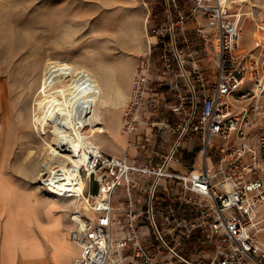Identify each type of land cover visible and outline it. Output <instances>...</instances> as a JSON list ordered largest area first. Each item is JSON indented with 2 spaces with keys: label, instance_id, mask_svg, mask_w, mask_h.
<instances>
[{
  "label": "built area",
  "instance_id": "built-area-1",
  "mask_svg": "<svg viewBox=\"0 0 264 264\" xmlns=\"http://www.w3.org/2000/svg\"><path fill=\"white\" fill-rule=\"evenodd\" d=\"M141 1L152 41L120 125L135 155L86 149L73 182L44 186L90 205L74 264H264V21L245 53L252 0Z\"/></svg>",
  "mask_w": 264,
  "mask_h": 264
},
{
  "label": "rangeland",
  "instance_id": "rangeland-1",
  "mask_svg": "<svg viewBox=\"0 0 264 264\" xmlns=\"http://www.w3.org/2000/svg\"><path fill=\"white\" fill-rule=\"evenodd\" d=\"M249 7L254 17L242 29L245 53L264 21V0H252ZM150 21L141 0H0V203L5 205L6 220L37 218L29 210L31 197L42 192L41 202L58 207L57 212L73 224L71 214L77 205L48 193L38 179L63 159L53 153L52 129L43 127L38 117V85L47 62L93 69L127 97L132 66L148 49ZM127 101L107 118L110 127L117 126ZM124 143L111 137L107 146L122 158L130 155ZM102 150L108 154L103 146ZM24 190L25 196L18 198ZM46 215L53 219L49 212ZM47 235L55 244L52 234Z\"/></svg>",
  "mask_w": 264,
  "mask_h": 264
},
{
  "label": "bare ground",
  "instance_id": "bare-ground-1",
  "mask_svg": "<svg viewBox=\"0 0 264 264\" xmlns=\"http://www.w3.org/2000/svg\"><path fill=\"white\" fill-rule=\"evenodd\" d=\"M105 78H101L93 69L80 65L69 66L61 61H49L45 65L38 85V117L43 127L52 129L53 153L63 159L57 165L62 170L58 174L55 167L49 171L47 178L45 175L48 173L39 174L40 185L53 189L54 186H61V180L73 182L75 175L69 172V167L74 165L77 168L83 163L81 152L101 148L98 141L102 130L108 129L107 118L115 116L113 110L119 109L126 100L123 89L115 91V86L113 88ZM122 135L126 147L128 138ZM130 155H135L134 148L130 149ZM81 186L73 183L74 189L78 187L80 190ZM71 204L82 207L88 215H92L88 202Z\"/></svg>",
  "mask_w": 264,
  "mask_h": 264
},
{
  "label": "crops",
  "instance_id": "crops-1",
  "mask_svg": "<svg viewBox=\"0 0 264 264\" xmlns=\"http://www.w3.org/2000/svg\"><path fill=\"white\" fill-rule=\"evenodd\" d=\"M135 68L132 66L126 99L130 95ZM121 118L120 114L117 126L109 128L108 125V131L102 132L103 136H100L102 141L100 139L98 141V143L102 142L100 147L103 146L111 156H116L114 151L110 152L107 146L111 137L118 143L125 141L120 130ZM26 192L25 190L19 191L16 196L23 197ZM41 193H35L31 197L33 203L29 208L37 218L34 216L33 218L6 220L4 218L5 205L0 203V264H74L80 255V248L69 240L74 225L66 221L65 215L62 217L57 212L58 207L50 208L46 205L47 202H41ZM11 194L12 197L15 195L13 192L9 195L11 196ZM18 206L23 207L24 205ZM47 212L52 215L53 219L47 218ZM49 232L52 234L55 244H53L52 238L47 235Z\"/></svg>",
  "mask_w": 264,
  "mask_h": 264
},
{
  "label": "trees",
  "instance_id": "trees-1",
  "mask_svg": "<svg viewBox=\"0 0 264 264\" xmlns=\"http://www.w3.org/2000/svg\"><path fill=\"white\" fill-rule=\"evenodd\" d=\"M189 158H190V156H189Z\"/></svg>",
  "mask_w": 264,
  "mask_h": 264
}]
</instances>
